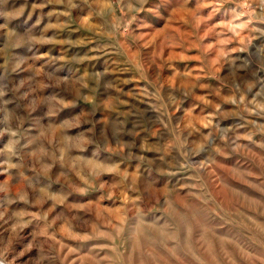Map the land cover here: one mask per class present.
I'll use <instances>...</instances> for the list:
<instances>
[{"label": "rangeland", "instance_id": "1", "mask_svg": "<svg viewBox=\"0 0 264 264\" xmlns=\"http://www.w3.org/2000/svg\"><path fill=\"white\" fill-rule=\"evenodd\" d=\"M0 259L264 264V0H0Z\"/></svg>", "mask_w": 264, "mask_h": 264}, {"label": "bare ground", "instance_id": "2", "mask_svg": "<svg viewBox=\"0 0 264 264\" xmlns=\"http://www.w3.org/2000/svg\"><path fill=\"white\" fill-rule=\"evenodd\" d=\"M0 264H8V263H6L2 259H0Z\"/></svg>", "mask_w": 264, "mask_h": 264}]
</instances>
